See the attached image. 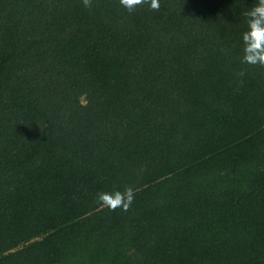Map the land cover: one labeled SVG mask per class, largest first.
<instances>
[{
  "label": "trees",
  "instance_id": "1",
  "mask_svg": "<svg viewBox=\"0 0 264 264\" xmlns=\"http://www.w3.org/2000/svg\"><path fill=\"white\" fill-rule=\"evenodd\" d=\"M258 2L0 0V264H264Z\"/></svg>",
  "mask_w": 264,
  "mask_h": 264
},
{
  "label": "clouds",
  "instance_id": "2",
  "mask_svg": "<svg viewBox=\"0 0 264 264\" xmlns=\"http://www.w3.org/2000/svg\"><path fill=\"white\" fill-rule=\"evenodd\" d=\"M87 7L90 0H83ZM148 0H120V4L127 8L129 12L134 11L137 5H141ZM152 9H159V0H150ZM247 17V30L241 34L243 41L242 63L264 66V0H259L258 4L245 13ZM133 189H125L123 193L115 191L112 193H98L97 199L105 206L114 210L117 207L126 211L133 201Z\"/></svg>",
  "mask_w": 264,
  "mask_h": 264
}]
</instances>
